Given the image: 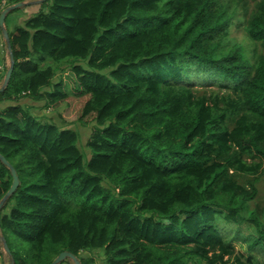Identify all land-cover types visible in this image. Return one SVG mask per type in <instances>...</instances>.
I'll return each instance as SVG.
<instances>
[{
  "label": "trees",
  "instance_id": "16d2710c",
  "mask_svg": "<svg viewBox=\"0 0 264 264\" xmlns=\"http://www.w3.org/2000/svg\"><path fill=\"white\" fill-rule=\"evenodd\" d=\"M21 1L0 0V14ZM22 7L32 13L10 31ZM5 26L15 66L0 90V153L19 177L0 210L9 264L65 250L82 264L94 250L105 264H264V207L252 204L264 175V0H42ZM65 61L73 89L53 82ZM74 96L85 99L78 120L94 123L87 163L75 128L20 103L59 111ZM12 182L0 159V201Z\"/></svg>",
  "mask_w": 264,
  "mask_h": 264
},
{
  "label": "rangeland",
  "instance_id": "374dc122",
  "mask_svg": "<svg viewBox=\"0 0 264 264\" xmlns=\"http://www.w3.org/2000/svg\"><path fill=\"white\" fill-rule=\"evenodd\" d=\"M24 1L28 2V1H35V0H24ZM30 10H34V9L30 8ZM31 13L29 11V8L27 7H22L14 11V13L7 19L8 29L10 31H14L16 26L23 25L22 23H23L24 18L27 17V15H30ZM234 36H236V38L240 41L246 40V37L242 30H235ZM3 39L4 37H2L1 32H0V64L3 66V68H6V67H9L10 61L7 55L8 54L7 45L5 47ZM77 63H82L85 65L86 61L80 60V61H77ZM72 64L73 63L71 61H65L61 63L58 69V72H57V76L55 77L53 82H59L61 78L64 82V86H66L68 89H71V88L73 89L74 84L71 78V68H70ZM108 71L109 70H104V72H108ZM48 89H51V88H48ZM25 102H28L29 104H33L34 106L36 104H40V108L36 110L34 108L33 112H36L42 120L51 121L54 119L55 115H57V113L51 110L46 111L42 100L39 102L38 101L36 102L35 100H31L30 98H25L20 103H25ZM7 103L8 102L0 103V108L4 107L5 104ZM57 104H59L58 105L60 106L59 111L62 114V115L58 114V117L60 119L59 120L60 124L63 126L65 125V127L68 126V127L75 128L79 132V135H80L79 145L84 153V162L87 163V161L90 159L92 155V150L87 145V140L89 139V136L91 135L93 131L94 123L85 125L78 120V117L81 114L82 106L85 104V99L74 96L73 98H70L68 100L59 101ZM248 187L250 188V186ZM255 187L257 188V194L252 204L255 207L262 208L264 207V175L260 176V180L256 182ZM251 230L252 229L247 224L244 226H241V231L246 234H249ZM233 243L235 244V248L237 251L248 254L247 243L244 242L242 239H236L234 240ZM81 257L85 259L91 258L92 262L89 264H105L102 251L94 250V251L84 252L81 254ZM262 258H263V254H261L260 259ZM261 262L263 263L262 260ZM0 264H9L8 260L5 258V255L4 256L1 255ZM62 264H70V263L67 260H65Z\"/></svg>",
  "mask_w": 264,
  "mask_h": 264
},
{
  "label": "water",
  "instance_id": "95a60500",
  "mask_svg": "<svg viewBox=\"0 0 264 264\" xmlns=\"http://www.w3.org/2000/svg\"><path fill=\"white\" fill-rule=\"evenodd\" d=\"M38 1H42V0H35V1H21V2H17L15 4L9 5L8 7H6L2 13L0 14V27L3 33V37L4 40L7 43V50H8V54H9V59H10V65L6 71L4 80H3V84L2 87L0 88V90H3L10 82L13 71H14V66H15V61H14V54L12 51V47H11V41H10V36H9V32L5 26V18H6V14L13 9H16L18 7H21L25 4L28 3H33V2H38ZM0 159L10 167L11 170V174L13 176V182L12 185L10 187V189L7 191V193L4 195V197L2 198V200L0 201V210L4 204V202L15 192V190L17 189L18 185H19V177L16 173V170L14 168V166L8 162V160L5 158V156H3L0 153ZM0 240L3 243L4 249L7 252L8 256H11L12 253L10 251V248L7 244L6 239L1 235V224H0ZM66 258H71L75 264H82L81 261L78 259V257L76 255H74L73 253L69 252V251H62L54 260L51 264H58L59 262H61L62 260L66 259ZM14 258L11 257V261L10 264H14Z\"/></svg>",
  "mask_w": 264,
  "mask_h": 264
},
{
  "label": "crops",
  "instance_id": "0c3cea01",
  "mask_svg": "<svg viewBox=\"0 0 264 264\" xmlns=\"http://www.w3.org/2000/svg\"><path fill=\"white\" fill-rule=\"evenodd\" d=\"M37 102V101H36ZM46 109V111H48V110H50V109H47V108H45ZM53 112H55V113H57V115H55V117H54V119L56 120V121H59L60 119H59V117H58V110H52ZM45 115H47V114H45Z\"/></svg>",
  "mask_w": 264,
  "mask_h": 264
},
{
  "label": "built area",
  "instance_id": "2783aa9c",
  "mask_svg": "<svg viewBox=\"0 0 264 264\" xmlns=\"http://www.w3.org/2000/svg\"><path fill=\"white\" fill-rule=\"evenodd\" d=\"M3 70H4V68H3V66L0 64V78H1V76H2ZM0 259H1V255H0Z\"/></svg>",
  "mask_w": 264,
  "mask_h": 264
},
{
  "label": "clouds",
  "instance_id": "9594fccd",
  "mask_svg": "<svg viewBox=\"0 0 264 264\" xmlns=\"http://www.w3.org/2000/svg\"><path fill=\"white\" fill-rule=\"evenodd\" d=\"M3 255V254H2ZM8 255V254H7ZM4 256V255H3ZM5 258H7V256L5 255Z\"/></svg>",
  "mask_w": 264,
  "mask_h": 264
}]
</instances>
